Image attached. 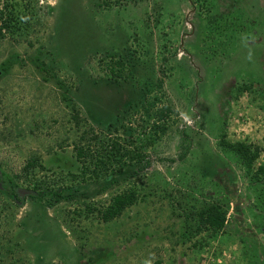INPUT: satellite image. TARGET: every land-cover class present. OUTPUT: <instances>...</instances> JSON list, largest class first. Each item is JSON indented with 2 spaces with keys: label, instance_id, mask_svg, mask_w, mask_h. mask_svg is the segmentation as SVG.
<instances>
[{
  "label": "rangeland",
  "instance_id": "obj_1",
  "mask_svg": "<svg viewBox=\"0 0 264 264\" xmlns=\"http://www.w3.org/2000/svg\"><path fill=\"white\" fill-rule=\"evenodd\" d=\"M5 3L0 264H264V0ZM222 135L258 150L250 167ZM114 143L125 163L84 176L74 145L89 161ZM38 181L62 195L18 193ZM210 204L216 234L198 221Z\"/></svg>",
  "mask_w": 264,
  "mask_h": 264
},
{
  "label": "trees",
  "instance_id": "obj_2",
  "mask_svg": "<svg viewBox=\"0 0 264 264\" xmlns=\"http://www.w3.org/2000/svg\"><path fill=\"white\" fill-rule=\"evenodd\" d=\"M8 10V3H5L3 5V8L0 9V33H2L3 30H7L8 32L12 31V25H11V17L10 14H7ZM120 60L118 59L115 63L111 61V71L115 73L116 71L118 74L121 73L122 67L120 66ZM117 69V70H116ZM78 113L76 112L74 114V120L75 123L78 124ZM84 132V131H83ZM221 143L224 144L226 147L232 149L235 151L238 155L241 156L242 160L245 162V164L250 167L252 164V161L258 156V150L256 148L252 149L250 145L245 144L243 142H237V143H231L227 142L224 138V135H222ZM75 155L77 157V160L80 161L84 167L82 168V174L85 176L90 175L92 178H98V175H102V173H106L108 170V165L112 163V161H115V164L125 163L123 161V157L126 156V152H121L120 147L114 143L111 146V150H108L109 154L103 153L100 155H92L90 157L89 161H86L87 152L86 148L81 144H75ZM133 157H140V155L135 154ZM83 158V159H82ZM95 160V162H93ZM92 161V168L90 169L89 165ZM111 162V163H110ZM88 163V165H87ZM113 164V163H112ZM35 167L42 168L41 164L38 162V158L36 156L31 157L26 164L23 167V172L25 173V176L32 175ZM258 171L260 173H264V166H259ZM19 178V176H16ZM75 177V175H74ZM44 185V186H43ZM31 194H29L31 197H35L38 199H44L45 195H49L51 197H56V200L62 195L61 189L59 188L58 191H55L51 188H49V185L44 184V181H38L36 184L31 186ZM9 193H12L9 192ZM18 194V193H17ZM137 199V194L135 190L129 189L122 192H118L114 196L111 197V200L107 206H105L103 209L97 210L99 213V217L102 219V221H110L119 215L122 214V212L129 206L133 205ZM226 211L223 210L220 206L215 204H210L204 207L198 214V221L202 225V227L208 231H210L212 234H216L217 232L221 231L225 226L226 221ZM199 230V228H198Z\"/></svg>",
  "mask_w": 264,
  "mask_h": 264
},
{
  "label": "water",
  "instance_id": "obj_3",
  "mask_svg": "<svg viewBox=\"0 0 264 264\" xmlns=\"http://www.w3.org/2000/svg\"><path fill=\"white\" fill-rule=\"evenodd\" d=\"M18 193L20 194V195H29V194H31L32 192H31V190H28V189H21V188H19L18 189Z\"/></svg>",
  "mask_w": 264,
  "mask_h": 264
}]
</instances>
